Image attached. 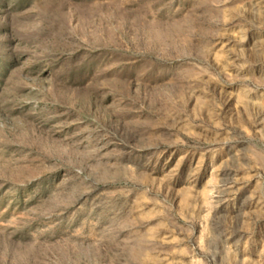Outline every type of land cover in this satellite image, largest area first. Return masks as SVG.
Listing matches in <instances>:
<instances>
[{
	"label": "rangeland",
	"instance_id": "obj_1",
	"mask_svg": "<svg viewBox=\"0 0 264 264\" xmlns=\"http://www.w3.org/2000/svg\"><path fill=\"white\" fill-rule=\"evenodd\" d=\"M0 264H264V0H0Z\"/></svg>",
	"mask_w": 264,
	"mask_h": 264
}]
</instances>
